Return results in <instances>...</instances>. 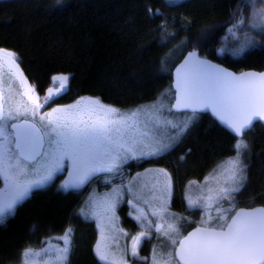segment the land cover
Segmentation results:
<instances>
[{
    "label": "trees",
    "instance_id": "obj_1",
    "mask_svg": "<svg viewBox=\"0 0 264 264\" xmlns=\"http://www.w3.org/2000/svg\"><path fill=\"white\" fill-rule=\"evenodd\" d=\"M241 1L0 0V48L16 54L21 72L39 93L53 84V76L70 77L67 91L54 104L72 98L75 104L79 97L98 98L123 109L165 102L174 93L172 69L190 49L235 71L264 70V42L239 55L229 51L235 47H222L226 27ZM197 116L186 134L158 156L129 160L115 176L100 173L84 189L68 193L50 189L23 201L0 226V264H19L22 248L69 226L73 229L69 264H104L95 255L101 221L80 213L85 196L90 190L105 191L123 183L136 168L152 164L170 169L175 184L172 210L185 232L195 226L200 206H186L181 185L202 178L215 162L234 156L237 140L208 113ZM243 139L250 146L244 152L246 180L231 195L234 209L264 205V125L254 123ZM117 207L114 224L128 236L119 232L113 236L119 239L120 234L125 240L137 225L127 215L125 202ZM104 226L110 230L108 222ZM151 247L152 238L142 240L139 252L149 259Z\"/></svg>",
    "mask_w": 264,
    "mask_h": 264
},
{
    "label": "snow or ice",
    "instance_id": "obj_2",
    "mask_svg": "<svg viewBox=\"0 0 264 264\" xmlns=\"http://www.w3.org/2000/svg\"><path fill=\"white\" fill-rule=\"evenodd\" d=\"M253 17L264 21V7L255 11ZM244 23L243 19L239 21L240 25ZM229 31L234 40H239L236 31ZM241 34L244 39L230 50L233 55H239L253 43L250 35L246 32ZM0 60L8 65L10 71L14 70V76L27 84L14 52L0 49ZM69 79L68 75L53 76L55 87L47 89L43 102L36 93V87L28 85L23 93L28 102L6 107L0 90V182L3 184L0 187V223L15 214L17 206L34 188L46 185L58 173L67 176L61 185L63 189H80L100 173L115 176L129 160L157 155L168 145L156 136L155 130L163 124L182 134L200 112H210L237 137L234 144L236 155L227 161L224 168L227 173L224 184L228 186L209 188L208 193L197 200L189 197V206H200L203 200L206 207L212 208L220 200H228L246 180L247 165L241 156L250 146L243 137L255 121L264 122V72L235 74L199 58L196 51H192L176 69L174 103L168 109L169 112L184 113L186 118L178 123L163 116L162 106L124 112L103 104L98 98H81L74 105L55 107L51 112L41 114V108L51 106L67 91ZM2 83L0 71V85ZM37 116L39 122L36 121ZM143 175L138 173L133 180L140 181ZM155 175L157 179L151 184L122 183L110 192L90 194L80 213L98 218L102 239L107 241L111 238L118 243L117 237L103 235L104 222H108L111 231L128 236L123 228H116L114 224L117 204L126 190L134 196L127 202L138 213L135 219L144 225V230L130 237L132 256L138 255L142 240L152 238L154 228L157 238L164 237L166 244L163 250L153 249L151 264H264V207L238 210L218 207L215 216L209 213L201 220V227L181 236L175 222L177 218L172 214L164 215L168 212L172 177L164 169L155 170ZM161 176L162 182L158 178ZM145 189L159 204L153 205L149 199H143V203L153 209L151 215L161 222L148 219L138 206L141 196L136 193ZM72 231L69 226L63 235L57 237L63 241V246H58L55 252L44 247L25 249L21 264H26L23 257L28 256L46 257L43 264H69ZM95 253L99 260L108 264H127L123 256L116 258L107 242H98Z\"/></svg>",
    "mask_w": 264,
    "mask_h": 264
},
{
    "label": "rangeland",
    "instance_id": "obj_3",
    "mask_svg": "<svg viewBox=\"0 0 264 264\" xmlns=\"http://www.w3.org/2000/svg\"><path fill=\"white\" fill-rule=\"evenodd\" d=\"M261 7H264V0H242L240 2L239 7L236 11L234 21L226 27V33H225V37H224L223 42H222V47L224 46L227 49L233 48V47L236 48L239 45L240 41H242L244 39V36L241 34L242 32H246L248 35H250L253 38L252 44H258V43L264 42V21H262L259 17H253V13ZM241 19H243L245 21V23L243 25L239 24V21ZM251 24H257L259 26L258 27H250ZM234 25H235V27H234ZM230 29L232 31L237 32V35L239 36V40H234L231 37L230 31H229ZM251 45H249V46H251ZM0 71H2V75H3V83L0 86H1V90L3 92L5 106L7 107L9 105H14L17 102L27 103L28 102L27 97L24 96L23 93H24V90H26L28 85H33V84L29 81H27L28 82L27 85L23 84L21 82V78H19L18 76H14L12 74V72L14 70L10 71L8 68V65H7V67L2 66V69H0ZM23 76H24V74H23ZM14 77L17 78L22 83L23 86ZM50 87H55V85L52 84ZM22 88H24L23 91H22ZM48 88H49V86H48ZM36 93L39 95V97L43 96V94L39 93L37 90H36ZM80 98L81 97L77 98V100H79ZM84 98H86V97H84ZM172 101H173V99H172V97H170L169 99L166 98L165 102H164V99H162V101H160V102L159 101H153L152 103L142 105V106H137V107L135 106V107L124 108V109L119 108V107H117V108L121 109L124 112H128V111L135 110L138 108L150 109L153 105H156L157 107L162 106L163 116L166 117L167 119H171L174 122L178 123L179 121L185 119L186 117H185L184 113L175 112V111H172V112L168 111L170 105L172 104ZM66 105L70 106V105H74V103L72 101L65 102L62 104V107H65ZM105 105H109V104H105ZM110 106H114V105H110ZM55 107H61V106L59 104H53L52 106L46 107L45 112H51L52 108H55ZM114 107H116V106H114ZM189 115H190V113H189ZM141 118L145 119V117H141ZM197 119H198V116L190 124L189 128L185 132H183L182 134H178L176 129H173V128H170L167 126H163V124L161 125V127L159 129H156L155 130L156 136L163 142V144L168 145V147H166L163 151L159 152L155 156H158V155L162 154L164 151H166L170 146H172L180 138L181 135L183 137L186 134V132L192 127V125L196 122ZM36 121L39 122V116L36 117ZM234 156H231V157L226 156V157H224V159L215 162L207 170L206 174L202 178L194 177V178L186 181L184 184L181 185L180 194L183 197L184 202H185L187 207H190L188 204L189 197H191V199H193V200H197L202 195H206L208 193L209 188L217 189L220 186H228V185L224 184V179L227 176V173L224 172V168L227 167V161ZM149 157H151V156H149ZM149 157H146V158H149ZM241 160L244 162V153L241 156ZM158 169L166 170L169 173V175L172 177V183H173L171 185V196H170V199L168 200V204H167V208L169 207L168 212L165 213L164 215H165V217H167L169 214H172L174 217L177 218L175 220V222L180 229L181 236H183L184 232H185L184 230L186 229L185 225L180 224L179 218L177 217V214H176L177 211L175 213L172 210L174 208L170 205L172 193H173V190L175 189V184L173 182L174 177H173L170 169H168L167 167H164L162 165H153V164L147 165L146 167H142L141 169L136 168L134 170L135 172L131 173L132 175L129 176V179L127 178L126 180H124L123 183L129 184L130 182H132L135 184H139L142 182H148L149 184H151L152 182H154L157 179V177L155 175V170H158ZM138 173L144 174V175L141 177L140 181H134L133 178H135ZM110 176H112V174ZM120 176H121V174L118 175V177H120ZM158 178L161 180V182L163 181L162 176L158 177ZM105 180H109V178L104 177V181ZM193 181L195 183H190ZM121 184L122 183L118 182L115 186H118ZM241 184H242V182H241ZM233 186H235V185H233ZM113 187H111L110 189L105 190V191H103V190H101V191L90 190L91 192L88 191L89 193L85 196V201L87 200V198L89 197L90 194H93V193L103 194L105 192H110ZM133 191L136 192V189L134 188ZM125 194H128V196L124 197ZM136 194L141 196V200L137 203H138V206L140 208H142L144 210V212L148 215V219H152V220H155L157 222H161V221H159L158 217L151 215V211L153 209L150 208L149 205L143 203V199H149L151 204L158 206L159 202L151 199V193L147 189H145L143 192H137ZM133 199H134L133 194H130L125 190L124 195H123V199L120 200V202H119V203H121L123 201L126 203L127 215L131 219H133L135 224L137 225V230L134 233H132L130 235V237L138 235L140 231L144 230V225H142L139 221H137L135 219V216L138 215V213L134 210L132 204H129L127 202V201L133 200ZM234 205H235L234 200L231 196L228 200H220L219 203L215 204L212 208L206 207L205 201L201 200L200 201L199 214L194 219V221L197 224H201V220L206 218L207 214L211 213V215L215 216L216 208L222 207L223 209L227 210L230 207L233 208ZM89 217L91 218V216H89ZM64 231H65V229L61 233L53 234V235L46 236V237L42 238L41 241L35 246L25 247L21 251L20 259H22V253L25 251V249H27L29 247L34 248L36 250H39L41 247H44V248H48L51 252H55V250L58 246H61V247L63 246V241L57 239V237L63 235ZM100 232H101V229H100ZM103 234H105L108 237H113V235H115V232H113V234H112L111 230H107V228H105V226H104V233ZM118 237H120L119 239L117 238L118 243H114L111 238L109 239L108 242L103 240L102 243L103 242L109 243L111 246V250L116 254V258L119 259L120 256H123V259L125 261H127V264H151V260H152V256H153V249L157 248L158 250H163L165 247V244H166L165 238L161 236L158 239L157 234L154 232L153 237H152V247H151V251H150L151 254H150L149 259H146V257L139 252V248H138V255L137 256L134 257L131 255V239H130V237L128 239H125V237H124L125 240H123V236H120V234L118 235ZM23 259L26 261V264H43V260L46 259V257L35 258V257L28 256V257H23ZM102 262L104 264H108V262H105V261H102ZM19 264H21V260H20Z\"/></svg>",
    "mask_w": 264,
    "mask_h": 264
},
{
    "label": "flooded vegetation",
    "instance_id": "obj_4",
    "mask_svg": "<svg viewBox=\"0 0 264 264\" xmlns=\"http://www.w3.org/2000/svg\"><path fill=\"white\" fill-rule=\"evenodd\" d=\"M0 66H3V67H7V64L6 63H4V61L3 60H0ZM15 78V77H14ZM23 78L24 79H26L24 76H23ZM18 82H20L17 78H15ZM26 81H27V79H26ZM20 84L22 85V83L20 82ZM27 84H28V82H27ZM27 84H25V85H27ZM23 86V85H22ZM26 87V86H25ZM24 90V88H22V91ZM26 90H24V92H25ZM41 94H43V96L42 97H40L41 98V102H43V98L46 96V94H47V89H46V91H43ZM61 97V96H60ZM60 97H58V98H60ZM70 101H72L73 102V98L72 99H70V100H66L65 102H70ZM65 102H63V103H65ZM55 103H57V102H55ZM63 103H61V107H62V104ZM54 103H52L51 105H53ZM67 106H69V105H66L65 107H67ZM46 107H48V105H45L43 108H41L39 111H40V113L41 114H43V113H45V111H46ZM67 178V176H66V174L65 173H58L54 178H53V180H51L50 182H48L46 185H44V186H42V187H38V188H34L32 191H31V194L28 196V198L29 197H31L32 195H34V194H36V193H40V192H46V191H50V189H52V190H55V191H61V192H71V191H73V190H81V189H84L85 187H87L89 184H86V185H84L82 188H80V189H68V190H65V189H63L62 187H61V185H62V182H63V180H65ZM3 186V184H2V182H0V187H2ZM28 198H26V199H28ZM25 199V200H26ZM24 200V201H25ZM20 206V204L17 206V208ZM16 208V209H17ZM116 208H118V207H116ZM117 212V211H116ZM11 217V216H10ZM10 217H8L3 223H0V226H4L5 224H6V222L8 221V219L10 218ZM98 229V228H97ZM107 230H109V228L107 227ZM111 233L113 234V231H111ZM96 234H97V236H96V238H97V241H99V242H102L103 241V239H102V233H100V230L98 229V230H96ZM104 236H106L105 234H103ZM24 248H22L21 250H20V254H21V251L23 250ZM95 255H96V253H95ZM97 256V255H96ZM98 262H100V263H103L101 260H98Z\"/></svg>",
    "mask_w": 264,
    "mask_h": 264
},
{
    "label": "water",
    "instance_id": "obj_5",
    "mask_svg": "<svg viewBox=\"0 0 264 264\" xmlns=\"http://www.w3.org/2000/svg\"><path fill=\"white\" fill-rule=\"evenodd\" d=\"M0 49H4V50H7V51H9L8 49H6V48H0ZM192 51H196V53H197V55H198V57L199 58H201V59H206V60H209V61H211L213 64H217V65H220L221 67H223V68H226L228 71H230V72H233V73H235V74H240L241 72H257V73H259V72H264V70H258V69H253V68H246V69H242V70H240V71H235V70H233V69H231V68H229L228 66H226V65H224L223 63H221V62H218V61H215V60H213V59H210V58H208V57H205V56H202V55H200V53H199V51L197 50V49H190V50H188L187 52H185L184 53V55L180 58V60L174 65V67H173V69H172V86H173V88H174V83H175V78H176V69L181 65V64H183L184 63V61L188 58V56H189V54L192 52ZM0 90H1V86H0ZM174 92H175V88H174ZM174 103V100L172 101V104ZM175 111V110H174ZM200 113H208L213 119H215L222 127H224L226 130H228L225 126H223L210 112H200ZM256 122H260V123H262L263 125H264V122H262V121H259V120H257V121H255L254 123H256ZM229 131V130H228ZM230 133H232L231 131H229ZM233 134V133H232ZM259 208V207H264V205H261V204H258V205H253V206H241V207H237L236 208V210H238V209H241V208H244V209H250V208ZM202 225L201 224H197V225H195V226H193L192 228H190L188 231H186L185 233H184V235H187L188 233H190V232H193V231H195V229L197 228V227H201ZM183 235V236H184Z\"/></svg>",
    "mask_w": 264,
    "mask_h": 264
}]
</instances>
